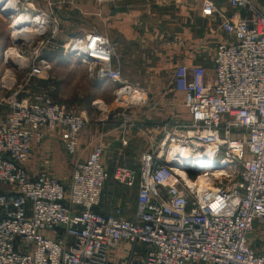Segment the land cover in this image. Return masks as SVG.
<instances>
[{"label": "built area", "instance_id": "obj_1", "mask_svg": "<svg viewBox=\"0 0 264 264\" xmlns=\"http://www.w3.org/2000/svg\"><path fill=\"white\" fill-rule=\"evenodd\" d=\"M227 5L226 12L202 0V14L218 15L229 37L217 45L213 66L174 68L171 84L184 93L187 124L157 126L160 137L150 133L138 160L113 173L98 144L67 182L49 172L33 176L27 162L47 128L75 155L89 113L24 89L51 68L40 56L59 27L21 39L26 65L15 72L27 74L0 79V264H264V251L250 240L264 219V12L254 0ZM65 48L91 77L117 84L125 107L149 102L145 89L123 79L106 34L86 31ZM110 178L136 190L132 213L115 199L110 211L100 209Z\"/></svg>", "mask_w": 264, "mask_h": 264}, {"label": "crops", "instance_id": "obj_2", "mask_svg": "<svg viewBox=\"0 0 264 264\" xmlns=\"http://www.w3.org/2000/svg\"><path fill=\"white\" fill-rule=\"evenodd\" d=\"M215 1L223 11H229L227 0ZM201 11L202 0H84V18H95L97 21H91L90 28L86 20L84 32L96 30L106 34L116 48L123 79L145 89L152 100L146 107L132 111L130 124L116 127L103 123V115L99 116L92 110V104H84L90 121L77 137V153L73 158L68 157L58 130L47 128L48 138L33 149L27 162L29 173L33 176L40 172L55 173L54 166L50 165L56 158L62 162L59 152L68 157L72 171L73 165L87 160L98 144L105 148L104 161L111 173L122 162L138 160L142 152L150 147L152 125L168 108L167 105L161 106L157 99L171 95L173 68L180 63L212 67L217 45L229 40L220 27L219 16H206ZM91 78L94 86V78ZM108 84L114 96L117 84ZM104 88V83L99 82L96 89L98 96L105 93ZM132 118L136 122L133 123ZM143 118L146 120L143 121ZM122 139H126L128 144L123 145ZM104 193V205L100 208L103 212L111 210L107 205L115 199L124 206L127 214L132 213L136 204L134 188L110 178ZM251 241L258 251H264L255 238Z\"/></svg>", "mask_w": 264, "mask_h": 264}, {"label": "rangeland", "instance_id": "obj_3", "mask_svg": "<svg viewBox=\"0 0 264 264\" xmlns=\"http://www.w3.org/2000/svg\"><path fill=\"white\" fill-rule=\"evenodd\" d=\"M17 1L18 8L14 14L17 12H27L30 15L38 14L45 22L44 26L48 25L50 29L53 28V25H57L59 27V31L52 43L47 44L48 48L45 49L42 56H40L50 62L51 68L46 72L43 78L31 80L30 82H32V84L29 86L26 85L24 88L25 90L30 92H48L55 101L65 103L74 111H82L84 110V104L88 105V103H90L93 106L92 110L98 113L99 116L103 115V123H106V125L109 126L113 124L112 126L114 127L118 125L124 126L126 124H130L126 121V119H131L133 116L132 111L138 108H144L150 104L152 99L149 98V102L144 105H132L129 108L125 107L124 104L117 101L115 94L113 96L112 90L110 91V86L108 84L112 83L109 81L102 82L104 83L105 93L98 96L96 89L100 81L94 79L95 85L93 86L88 67L81 63L77 57H73L71 54L67 53L65 48L67 43L84 33V25L87 26V21L89 22L90 28L92 22H97L95 18H84V0ZM259 1L262 2V0ZM260 2L258 3V1L255 0V3L264 12V4H260ZM12 18V16L6 17L0 12V79L3 74L6 75L5 69H10V67L14 68V74L12 72L9 74L7 73V79H12L15 74H17V78L20 79L28 72V69H25L24 71L17 70L15 72L17 65L15 64L14 66H10L8 64L9 61L5 62L4 52L9 49V47H14L18 52H22L24 50V47H22L21 44L19 45V43H21V39L19 40L20 42H15L16 44L13 42L11 34L12 29L10 27L13 20ZM45 38H47V36ZM171 89L172 93L168 98L157 99L161 106L167 105L168 108L164 113L159 115L160 117L157 120H155L156 122L154 123L156 125H152V131L154 132L153 138L155 139L160 137V134L154 131V128L157 126L164 127L167 125V127L171 128L174 127L175 124H187L189 121V115L184 106V93L177 91L172 84ZM96 101H98V103H96ZM99 101L102 102V106H100L101 104ZM142 120L144 121L146 119L143 118ZM132 122H136L135 119L132 118ZM59 155L62 162L57 161L58 159L56 158L54 164L52 163L50 165V167L54 166L55 173H52V171L49 173L60 180L65 181L70 176L69 173H71L70 162L67 158H73V155L68 154L67 157L65 153L62 154V152H59ZM61 163L62 166L60 167ZM68 169L69 171L66 173V170ZM130 205H133L132 202ZM251 238H255L256 241L259 244H262L261 246L264 248V219L257 222L250 234V240H252Z\"/></svg>", "mask_w": 264, "mask_h": 264}, {"label": "bare ground", "instance_id": "obj_4", "mask_svg": "<svg viewBox=\"0 0 264 264\" xmlns=\"http://www.w3.org/2000/svg\"><path fill=\"white\" fill-rule=\"evenodd\" d=\"M0 8H2L1 12L3 13L8 10L12 12L13 20L10 27L13 31L14 40H30L34 36L35 32H38L44 27L45 22L38 14L30 15L27 12H17L16 14H14V12H16L18 8L17 0H0ZM7 60L13 64H19L21 66L26 65L23 59L19 58V52L14 47L8 50ZM10 72L11 70L7 71L8 74ZM126 92L128 91L126 90Z\"/></svg>", "mask_w": 264, "mask_h": 264}, {"label": "water", "instance_id": "obj_5", "mask_svg": "<svg viewBox=\"0 0 264 264\" xmlns=\"http://www.w3.org/2000/svg\"><path fill=\"white\" fill-rule=\"evenodd\" d=\"M1 9H2V8H0V12H1ZM1 13H2L3 15H5L6 17H11V16H12V15H11L12 12L9 11V10L6 11V12H4V13H3V12H1ZM19 40H20V39H19ZM19 40H14V39H13L14 44H16L15 42H20ZM8 64H9L10 66H14V65H15V64H13V63H11V62H8Z\"/></svg>", "mask_w": 264, "mask_h": 264}]
</instances>
